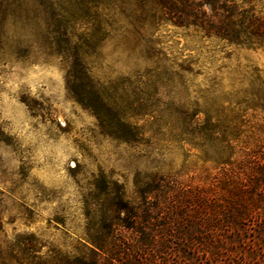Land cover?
<instances>
[{
	"label": "rangeland",
	"instance_id": "374dc122",
	"mask_svg": "<svg viewBox=\"0 0 264 264\" xmlns=\"http://www.w3.org/2000/svg\"><path fill=\"white\" fill-rule=\"evenodd\" d=\"M157 10L153 0H0L2 259L103 245L104 227L124 217L114 205L142 210L156 178L214 209L234 186L220 164L228 142L246 168L264 159V44L228 45ZM206 121L220 143L205 140ZM255 235L218 246L252 248ZM112 238L121 249L138 240L122 229Z\"/></svg>",
	"mask_w": 264,
	"mask_h": 264
},
{
	"label": "trees",
	"instance_id": "16d2710c",
	"mask_svg": "<svg viewBox=\"0 0 264 264\" xmlns=\"http://www.w3.org/2000/svg\"><path fill=\"white\" fill-rule=\"evenodd\" d=\"M153 1L158 21H169L178 28H196L205 37L240 48L254 49L264 44V11H256L251 0ZM202 130L206 141L220 143L225 137L219 124L206 121ZM228 149L231 155L220 164L235 173L234 186L214 209L201 205L194 197H174L162 190L156 178L141 191L142 210L135 211L129 204L114 205L116 213L124 217L104 227L103 245L92 244V248L74 256L32 251L24 258L35 264H264V159L246 168L234 159L232 141ZM116 229L134 234L136 245L125 249L109 247ZM250 232L256 234L252 248L242 247L240 240L227 248L218 246L232 238L243 239L242 235ZM257 243L263 247L258 248ZM1 261L21 262L13 254Z\"/></svg>",
	"mask_w": 264,
	"mask_h": 264
}]
</instances>
